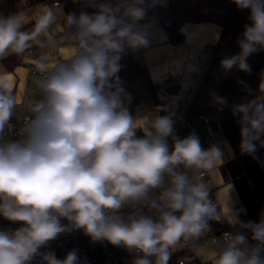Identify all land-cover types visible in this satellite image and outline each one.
Masks as SVG:
<instances>
[{
	"label": "clouds",
	"instance_id": "obj_1",
	"mask_svg": "<svg viewBox=\"0 0 264 264\" xmlns=\"http://www.w3.org/2000/svg\"><path fill=\"white\" fill-rule=\"evenodd\" d=\"M161 2L92 0L95 13L68 14L64 25L75 51L63 61L47 55L35 61L39 99L29 103L19 139H5L19 102L13 85L0 79V217L21 224L0 230V264H33L37 257L41 264H79L76 249L63 259L40 251L77 229L93 242L136 253L133 264H169L178 244L199 241L210 221L226 219L204 180L223 163L220 148H203L195 133L174 135L171 114L134 116L118 75L127 50L149 46L151 26L140 22ZM232 2L249 10L250 23L237 41L239 53L220 64L225 72H250L248 57L264 50V0ZM56 20L46 8L26 31L18 15H0V60L53 45ZM259 91L232 106L240 117L241 153L249 155L257 142L264 147V79ZM228 220L240 230L215 241L214 264H264V218L243 222L233 213Z\"/></svg>",
	"mask_w": 264,
	"mask_h": 264
},
{
	"label": "crops",
	"instance_id": "obj_2",
	"mask_svg": "<svg viewBox=\"0 0 264 264\" xmlns=\"http://www.w3.org/2000/svg\"><path fill=\"white\" fill-rule=\"evenodd\" d=\"M82 1L92 3V0H75V2ZM170 1L162 0L159 4L166 6ZM95 2L101 3L104 0H95ZM112 2L115 3L116 0H112ZM46 8H53L56 13V23L49 32V36L55 43L44 48L34 45L19 56L20 60L17 63H15L17 55L14 54L0 60V79L13 85V92L19 102L18 109L22 115L31 114L29 103L39 99V93L33 83L30 70L31 64L35 66V61L44 55L49 57L50 62L66 60L74 53L75 44L69 34H65L66 11L61 5L55 6L53 1L20 0L14 11L2 14L4 16L18 15L22 18L24 30L31 31L36 16ZM92 8L95 12L97 11L95 7ZM140 23H147L151 26L149 46L135 51L127 50L119 62L121 64L119 76L130 72H142L122 80V86L131 96V102L128 104L129 111L134 116L138 111L142 115L171 114L175 121L174 135L185 138L189 134L195 133L203 148L207 149L211 145L220 148L223 153V163L209 172L204 180L209 185V198H219L225 210L226 219L223 223H218L217 226H232L228 218L233 213L239 220L246 213L240 191L250 186V180L243 162L237 156L223 130L221 113H214L209 109L201 111L207 113L212 120L210 127L202 130L199 127V112L193 105L215 49L223 36L224 28L214 21H188L181 26V30L185 34V41L173 44L157 19H149ZM255 54L260 60L259 66L264 68V50L257 51ZM249 59L247 63L255 68L256 64L252 54ZM233 71V77L237 81L249 77L250 73L239 71L236 68ZM249 100H252L250 96L245 97V103ZM228 111L233 112L232 106L228 107ZM239 119L240 117L237 119V123ZM187 121H190L194 126H186ZM176 126H183L182 134L175 132ZM138 135H143V132L138 131ZM171 144L172 141L169 138L170 149ZM255 154L259 159L260 166L264 167V148L259 146L258 142ZM262 218H264V201L261 210ZM211 229L214 230L212 226ZM219 230L225 229L221 227ZM216 240L213 235L206 234L199 241L192 242L190 255L193 260L214 261Z\"/></svg>",
	"mask_w": 264,
	"mask_h": 264
},
{
	"label": "trees",
	"instance_id": "obj_3",
	"mask_svg": "<svg viewBox=\"0 0 264 264\" xmlns=\"http://www.w3.org/2000/svg\"><path fill=\"white\" fill-rule=\"evenodd\" d=\"M19 1L0 0V15L14 11ZM36 1L41 2L46 0ZM59 2L67 15L71 13L78 15L81 11L89 14L95 13L94 9L89 6L90 2L87 1L75 2V0H59ZM248 16L249 10L239 9L232 0H171L166 6L157 4L156 7L150 9L145 20L157 19L166 31L170 42L173 44L185 41V34L181 30V26L185 22L214 21L223 26V36L215 49L193 105L197 107L199 113L207 109L214 113H221L223 130L230 140L237 156L243 162L250 180V186L240 191L241 199L246 208V213L240 221L259 223L264 201V167L260 166L256 154L249 155L247 153H241L240 124L237 123L239 115H234L233 112L228 111V107L245 103V97L250 96L254 99L259 94L255 88V78L235 81L230 72H225L220 64L223 58L235 55L238 47L237 41L242 38L244 26L250 23ZM65 34H68L66 29ZM228 36H230L229 43L224 51L225 40ZM15 60V63L19 62L20 57L17 56ZM141 73L130 72L119 77L121 80H125ZM213 93L217 96L224 97L226 99V105L220 106L214 103ZM209 223L216 233L221 232L219 230L221 227L223 229H229L233 233L240 230L238 226H217L219 222ZM11 225L12 222L0 217V230ZM244 231L249 239V244H255V241L251 240V233L246 230ZM188 258L193 259L190 254ZM172 261H169V264Z\"/></svg>",
	"mask_w": 264,
	"mask_h": 264
},
{
	"label": "built area",
	"instance_id": "obj_4",
	"mask_svg": "<svg viewBox=\"0 0 264 264\" xmlns=\"http://www.w3.org/2000/svg\"><path fill=\"white\" fill-rule=\"evenodd\" d=\"M53 4L55 6H60L59 0H54ZM31 74L34 79L39 75L35 66L31 64L30 66ZM255 88L260 95L259 84L262 79H264V68L258 67L255 72ZM35 85V84H34ZM28 115H22L17 109V115L13 117V120L10 122L8 129H6L5 139H19L20 138V129L23 126V123L28 119ZM200 122V129H208L211 125V117L205 113L201 112L198 115ZM186 126H194L190 121H187ZM175 132L178 134L183 133V126H176ZM263 139V137H261ZM264 148V147H263ZM205 175L204 177H206ZM214 203L218 204V211H221L222 215L225 217V210L222 206V203L219 198L211 199ZM225 219L219 221L223 223ZM62 223H67V221L62 220ZM217 222V221H210ZM19 222L12 223L11 226L3 229H16L20 227ZM225 233H233L229 229L222 230L220 233H216L213 229L207 234L213 235L217 240L222 239ZM192 242L184 243L181 242L178 244L172 251V255L169 261L173 260L171 264H214L212 260H191L188 258L190 254V246ZM73 249H76L79 256V264H133L134 259L136 258V253H130L122 247L113 246L107 241L93 242L89 236H87L82 229L73 230L69 233L62 234L55 241L50 242L46 247L42 248L41 252L53 251L55 252L57 258L63 259L67 253ZM33 264H41L39 257L33 261Z\"/></svg>",
	"mask_w": 264,
	"mask_h": 264
},
{
	"label": "rangeland",
	"instance_id": "obj_5",
	"mask_svg": "<svg viewBox=\"0 0 264 264\" xmlns=\"http://www.w3.org/2000/svg\"><path fill=\"white\" fill-rule=\"evenodd\" d=\"M229 39H230V36H228L227 38H226V40H225V44H224V51H225V49H226V47H227V45H228V43H229ZM224 51H223V53H224ZM239 51H240V49H239V46L237 47V49H236V53L235 54H237V53H239ZM222 53V54H223ZM253 55V61H254V63L257 65H254L255 66V68L250 64V67H251V71H250V73H249V77H247V78H244L243 80H246V79H254V76H255V72H256V70L258 69V67H259V64H260V60H259V58H258V56L254 53V54H252ZM248 59H249V57H248ZM247 59V60H248ZM250 60V59H249ZM253 67V68H252ZM234 69V68H233ZM233 69H231V70H229V72H230V74H231V76H232V78L235 80V81H237L234 77H233ZM233 71V72H232ZM240 81V80H239Z\"/></svg>",
	"mask_w": 264,
	"mask_h": 264
}]
</instances>
